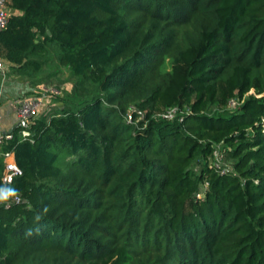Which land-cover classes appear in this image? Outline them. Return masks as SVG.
<instances>
[{
	"label": "trees",
	"instance_id": "1",
	"mask_svg": "<svg viewBox=\"0 0 264 264\" xmlns=\"http://www.w3.org/2000/svg\"><path fill=\"white\" fill-rule=\"evenodd\" d=\"M2 1L75 84L0 147V264H264V0Z\"/></svg>",
	"mask_w": 264,
	"mask_h": 264
},
{
	"label": "crops",
	"instance_id": "2",
	"mask_svg": "<svg viewBox=\"0 0 264 264\" xmlns=\"http://www.w3.org/2000/svg\"><path fill=\"white\" fill-rule=\"evenodd\" d=\"M36 93L37 88L32 85L30 77L14 74L5 64L4 70L0 71V134L13 132L19 120L20 105L37 98Z\"/></svg>",
	"mask_w": 264,
	"mask_h": 264
},
{
	"label": "built area",
	"instance_id": "3",
	"mask_svg": "<svg viewBox=\"0 0 264 264\" xmlns=\"http://www.w3.org/2000/svg\"><path fill=\"white\" fill-rule=\"evenodd\" d=\"M9 18L10 12L7 9L6 4L2 0H0V32L6 28ZM4 68L5 63L0 57V71L4 70ZM42 105V100H40L39 98L26 100L20 105L18 110L19 120L17 123V127L22 130V135L25 139L31 137V133L29 130L30 125L32 121L39 119ZM172 114L173 112L169 113L167 117L172 118ZM12 138V133L0 134V147L3 146L6 141L11 140ZM3 157L5 161L4 181L7 185H10L12 184L14 179L21 174V171L16 165L15 156L13 153H6L3 155ZM15 202L19 204L21 202V199L16 198Z\"/></svg>",
	"mask_w": 264,
	"mask_h": 264
},
{
	"label": "rangeland",
	"instance_id": "4",
	"mask_svg": "<svg viewBox=\"0 0 264 264\" xmlns=\"http://www.w3.org/2000/svg\"><path fill=\"white\" fill-rule=\"evenodd\" d=\"M55 61L45 65V73L37 81L32 80V85L37 88V98L42 100V115H49L61 107V98L73 95L75 80L67 69L56 67ZM30 81V80H29ZM46 88L47 90H42ZM39 117V118H40ZM219 164L222 165L224 160L222 156L218 157Z\"/></svg>",
	"mask_w": 264,
	"mask_h": 264
},
{
	"label": "clouds",
	"instance_id": "5",
	"mask_svg": "<svg viewBox=\"0 0 264 264\" xmlns=\"http://www.w3.org/2000/svg\"><path fill=\"white\" fill-rule=\"evenodd\" d=\"M17 196L13 189H0V203L8 201L10 197Z\"/></svg>",
	"mask_w": 264,
	"mask_h": 264
},
{
	"label": "water",
	"instance_id": "6",
	"mask_svg": "<svg viewBox=\"0 0 264 264\" xmlns=\"http://www.w3.org/2000/svg\"><path fill=\"white\" fill-rule=\"evenodd\" d=\"M49 34H50V32H49ZM11 133V132H10Z\"/></svg>",
	"mask_w": 264,
	"mask_h": 264
}]
</instances>
